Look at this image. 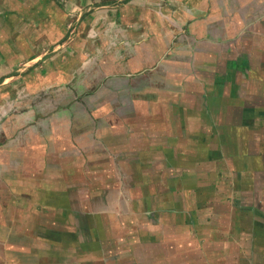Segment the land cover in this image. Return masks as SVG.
Returning <instances> with one entry per match:
<instances>
[{"label": "rangeland", "instance_id": "rangeland-1", "mask_svg": "<svg viewBox=\"0 0 264 264\" xmlns=\"http://www.w3.org/2000/svg\"><path fill=\"white\" fill-rule=\"evenodd\" d=\"M135 1L0 0V264H163V180L172 175L150 141L174 142L185 127L165 119V90L182 75L185 101L202 104L192 84L221 91L264 72V0H200L198 13L192 0H156L160 14ZM223 132L215 146L237 154ZM253 134L241 143L248 154ZM194 138L176 156L204 164Z\"/></svg>", "mask_w": 264, "mask_h": 264}, {"label": "crops", "instance_id": "crops-1", "mask_svg": "<svg viewBox=\"0 0 264 264\" xmlns=\"http://www.w3.org/2000/svg\"><path fill=\"white\" fill-rule=\"evenodd\" d=\"M157 1L150 0L149 4L159 13L163 6H155ZM192 1L196 8L199 7L200 0ZM133 3L137 6L140 2L136 0ZM136 6L134 7L137 8ZM129 7L130 5H124L123 9ZM197 9L193 12L198 13L199 8ZM165 10L169 11L168 8ZM177 19L180 21L179 17ZM192 26L195 28L194 24ZM112 35L114 34H111V37H114ZM160 41L162 43V40ZM230 62H227L226 67H229ZM221 74L225 72L214 74L213 79L217 81ZM251 74L252 72L247 71L245 76H240L237 80L235 78L234 82L223 81L221 91L207 85L204 88L205 93L195 83L192 84L191 93L194 96H206L207 100L202 101V104L198 100L185 101L188 89L185 90L184 84L187 81L182 79V75L180 78L175 73L173 77L176 91L165 90L170 96L167 106H171L165 110V119L169 120L175 115L174 120L172 119L175 125L183 124L185 127H180L179 130L176 128L178 133L177 136L174 135V142L170 138L163 141V138L158 136L152 137L150 141L152 150L167 152V159L163 160V165L158 166L163 167V173L169 172L172 175L167 178L169 181L173 179V182L165 178L163 180V209L167 213L163 216L167 223L163 230V238L166 239L163 242V253L165 252L167 262L163 261V264H264V72L260 71L258 74L261 76L255 77V81ZM253 110L258 112L252 114ZM221 131L228 132L229 144L231 141L238 143L240 149L237 154H232V151L223 147L217 149L215 144L225 142V133ZM252 131L256 148L255 153L248 154L246 146L241 143L247 141L246 136ZM191 136L195 137L193 141L197 150L210 157L204 164L198 159L192 162V156L183 161L178 160L176 156L184 152L180 151L182 147L185 149L180 142L184 143ZM153 143L158 144L157 147H154ZM126 147L127 149L123 150L131 154L132 158L136 157V150H130L129 143ZM107 148L110 151V148L115 146ZM117 151V154L122 153L121 150ZM146 155L142 153L137 156ZM171 158L177 159L173 165L169 162ZM235 158L239 159V164ZM233 167L234 177L240 176L239 183H232V178L228 177ZM222 171L224 179L219 186L216 176ZM233 188L236 192L232 194L229 191ZM171 190L173 191L169 193ZM238 192L237 201L234 198ZM86 218L88 220L87 216ZM167 221L171 222L170 228ZM204 221L206 224L201 226ZM85 223L87 225V221ZM197 227L201 229L198 231ZM91 231L96 233V236L99 235L96 228ZM180 242L182 245H179ZM169 254L176 256V262H171Z\"/></svg>", "mask_w": 264, "mask_h": 264}]
</instances>
